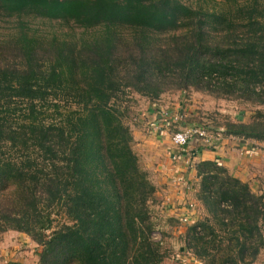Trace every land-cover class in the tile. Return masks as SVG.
Returning <instances> with one entry per match:
<instances>
[{"label":"trees","instance_id":"16d2710c","mask_svg":"<svg viewBox=\"0 0 264 264\" xmlns=\"http://www.w3.org/2000/svg\"><path fill=\"white\" fill-rule=\"evenodd\" d=\"M197 1L0 0V28L13 20L0 32V234L29 235L37 264L166 256L153 235L156 186L132 149L127 94L158 104L195 90L264 105V2ZM38 19L82 34L35 33ZM221 133L264 143V114ZM194 169L205 215L187 228V248L200 264L254 263L264 195L217 160ZM60 211L67 221L55 226Z\"/></svg>","mask_w":264,"mask_h":264},{"label":"crops","instance_id":"0c3cea01","mask_svg":"<svg viewBox=\"0 0 264 264\" xmlns=\"http://www.w3.org/2000/svg\"><path fill=\"white\" fill-rule=\"evenodd\" d=\"M168 99L171 98L164 96L158 104L146 102L144 111L132 127L135 150L140 159L146 161L144 167L150 172L155 183L159 185L160 192L158 194L162 199L160 203L162 214L163 218L167 219L177 216V213H181V215L187 213L186 204L197 205L190 197L198 181L194 166L188 169L181 157L172 159L173 155L179 154L181 151L175 148L170 141L172 131L169 125L171 126L176 120L184 105L181 101L170 103L167 101ZM179 124L176 128L180 127ZM156 126L158 128H155ZM251 143L255 142L237 139L231 141L225 137L218 142L215 148H207L201 142L191 141L184 151L193 154L194 164L203 160H217L232 175L249 182V184L255 182L257 183L255 186L259 187L261 182L256 177L250 180L252 176L248 177L247 169H244L246 165L243 160L246 156L260 155L261 150H258L257 146L252 147ZM250 148L252 150H249ZM184 180L189 184V188H185L183 185ZM38 251L37 244L23 232L9 230L0 236V264H37Z\"/></svg>","mask_w":264,"mask_h":264},{"label":"rangeland","instance_id":"374dc122","mask_svg":"<svg viewBox=\"0 0 264 264\" xmlns=\"http://www.w3.org/2000/svg\"><path fill=\"white\" fill-rule=\"evenodd\" d=\"M183 1H185L188 4L198 3L197 0H183ZM202 1L203 0H201V2ZM260 1L264 2V0H260ZM203 2L205 3L202 4L206 5L209 8L218 7L216 5V3H218V0H204ZM11 21L13 20H10L9 23H3V24L1 23V25L4 27L0 28V32L6 31L5 28L7 27L11 28L13 26V22ZM31 28L33 29V32L46 36L47 35L51 36L53 33L60 34L61 32H64V37L65 34L68 35L69 33L71 37L77 38L82 34V29L79 28L73 29L71 27L70 28L65 27L62 26L58 21H49L46 19L34 20V22H31ZM165 96L171 98L167 100L170 103H174L175 101L176 102L181 101L184 105L183 109L182 110L180 109L182 112H180L179 115H177L176 120L173 121L171 126L169 125L172 132L180 128V127L176 128L179 123H181L179 124L180 126L182 125L204 126L209 128L210 132H212L213 136L215 137L214 140L216 142H219L225 138L223 137L220 131L225 123L229 121L230 122L241 121L244 123H250L257 117L258 111H261L264 114V105H258L251 103L249 101H243L242 99L235 97H216L206 92L195 91V90H188L186 93H178V94L171 93V94H166ZM136 98L138 97H136V95L133 96L132 94H127L125 96V100H126L125 103H128L130 107L127 113L126 122L131 126L132 136H133L132 127L136 124V120L138 121L139 116L144 111V108L146 106V101H143L142 99L137 100ZM177 118H180V120L179 119L177 120ZM227 138H229L231 141H233L234 139H237L239 141H245V140H241L236 136H230ZM248 141L252 142V140H248ZM254 142L255 143H251L252 147L257 146V149L261 150L260 155L257 156L252 155L249 157L246 156L243 160V163H245L246 165L244 169H247L248 177L252 176L250 177V180L251 178L256 177V179L261 182V185L259 187L255 186L257 184L255 182H252L254 185L249 184L251 189L257 194L264 195V143L257 141ZM132 149L138 157V162L140 167L149 173V178L156 186L154 199L150 204V211L152 215V220L155 223V228L158 230L155 231L153 235L155 239L162 240V247L163 250H165L166 252V256L164 257L161 264H200V261H198L192 255L191 250L187 248L185 243V234L187 228L191 224H193L197 219H200L205 215V210L198 207V201L195 199L194 191H192V193L190 192L191 193L190 198L194 199V202L197 205H193L190 207L188 204L185 205L186 209L188 210L187 214L189 215L188 216L189 219L187 220V222L181 220L182 217L186 216L185 215L186 213L183 215H181V213L180 214L177 213V216L168 217L169 219L163 218L162 207L160 205L162 199L158 194L160 192L159 185L155 183L156 181H154L151 178L150 172L147 170V168L144 167L146 161H142L140 159V156L136 152L134 136H133ZM249 150H252V148H250ZM54 216L56 219L54 221L55 226H57L61 222L67 221L66 216L63 215L61 211L58 214H54ZM170 219H173L175 221L170 222ZM261 223H262V231L264 234V220ZM160 232H163V238H161ZM2 234H0V236ZM252 264H264V248L257 256L255 262Z\"/></svg>","mask_w":264,"mask_h":264},{"label":"built area","instance_id":"2783aa9c","mask_svg":"<svg viewBox=\"0 0 264 264\" xmlns=\"http://www.w3.org/2000/svg\"><path fill=\"white\" fill-rule=\"evenodd\" d=\"M180 119V118H178ZM155 128H158L157 126ZM221 131V130H220ZM215 137L212 132H210L209 128L198 125H190V126H180V128L170 134V141L175 148L180 149L181 152L179 154L173 155L172 159H177V157H181L183 159L184 165L189 169L194 166V161L192 160V153L185 152L184 148L191 141L201 142L207 148H215L218 144L216 142ZM183 185L185 188H189V184L187 181H183ZM193 206L189 204V207ZM186 216L182 217L181 220L187 222L189 219V215L186 213Z\"/></svg>","mask_w":264,"mask_h":264}]
</instances>
